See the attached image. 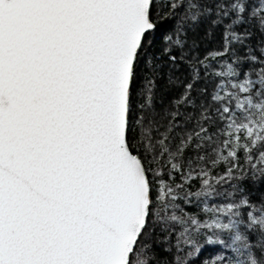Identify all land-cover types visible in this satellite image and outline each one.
<instances>
[{"label": "snow or ice", "instance_id": "1", "mask_svg": "<svg viewBox=\"0 0 264 264\" xmlns=\"http://www.w3.org/2000/svg\"><path fill=\"white\" fill-rule=\"evenodd\" d=\"M262 181L264 0H0V264H264Z\"/></svg>", "mask_w": 264, "mask_h": 264}, {"label": "trees", "instance_id": "2", "mask_svg": "<svg viewBox=\"0 0 264 264\" xmlns=\"http://www.w3.org/2000/svg\"><path fill=\"white\" fill-rule=\"evenodd\" d=\"M170 25L165 22L164 26L159 29V31L156 34V46L160 47V35L162 32H164ZM207 27L206 24H202L200 28L197 31V39L200 40V48L199 51L201 54L206 52L209 49L213 48H219L220 47V42H221V32L220 29L214 30L213 34L205 38L204 37V32L205 28ZM252 31L254 32V35L251 38L250 41V47H255L257 42L261 39V36L258 32H255V29L253 28ZM190 37L192 33L189 34ZM246 68L248 67L247 65L245 66ZM176 92L179 91V89L175 90ZM171 95V94H170ZM222 171V170H221ZM178 179V178H177ZM244 184L251 189L253 187V182L251 180H247L244 182ZM260 189H264V181L260 182ZM216 251L215 248L213 247H205L200 253H197L196 257H193V260L196 261V264H200V261L203 259H211L212 258V253Z\"/></svg>", "mask_w": 264, "mask_h": 264}]
</instances>
